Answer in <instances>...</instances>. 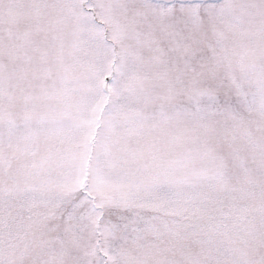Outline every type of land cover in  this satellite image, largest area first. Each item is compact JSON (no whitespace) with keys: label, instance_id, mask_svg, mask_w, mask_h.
Masks as SVG:
<instances>
[{"label":"snow or ice","instance_id":"6c2138e0","mask_svg":"<svg viewBox=\"0 0 264 264\" xmlns=\"http://www.w3.org/2000/svg\"><path fill=\"white\" fill-rule=\"evenodd\" d=\"M0 264H264V0H0Z\"/></svg>","mask_w":264,"mask_h":264}]
</instances>
